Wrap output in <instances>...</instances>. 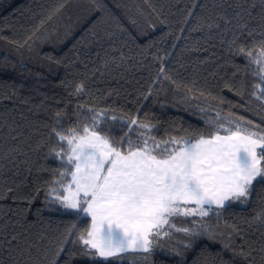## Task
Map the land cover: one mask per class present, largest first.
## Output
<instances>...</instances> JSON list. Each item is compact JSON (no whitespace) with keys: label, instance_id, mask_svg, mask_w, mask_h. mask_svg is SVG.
I'll return each instance as SVG.
<instances>
[{"label":"trees","instance_id":"obj_1","mask_svg":"<svg viewBox=\"0 0 264 264\" xmlns=\"http://www.w3.org/2000/svg\"><path fill=\"white\" fill-rule=\"evenodd\" d=\"M261 52L264 0H0V264H264V184L203 218L214 236L191 248L174 231L151 253L107 259L84 255L89 216L49 195L73 170L53 129L84 135L96 113L106 117L96 130L115 141L131 119L156 141H195L214 133L216 111L264 129Z\"/></svg>","mask_w":264,"mask_h":264},{"label":"snow or ice","instance_id":"obj_2","mask_svg":"<svg viewBox=\"0 0 264 264\" xmlns=\"http://www.w3.org/2000/svg\"><path fill=\"white\" fill-rule=\"evenodd\" d=\"M244 52L241 46L234 54ZM259 56L257 67L264 64V52ZM259 79L264 85V74ZM259 92L256 98L264 102V87ZM101 118L106 117L96 113L91 127L82 129L84 135L69 130L65 136L53 129L68 146L66 167L74 170L60 172L61 180L70 177V182L53 181L60 187L49 195L64 193L54 197L63 209L91 217L86 238L79 237L85 256L107 259L129 250L151 253L160 248L161 237L170 238L174 231L184 234L187 242H181L182 248H191L198 239L214 236L203 218L210 212L219 215V209L232 202H248L255 185L264 184V129L243 117L216 111L206 121L214 133L195 142L190 137L156 141L147 135L153 126L137 119L128 121L130 131L115 141L96 130ZM133 126L144 130L135 140ZM181 218L190 226L178 228L175 221ZM257 219L264 223V212ZM228 247L224 245L225 250ZM171 252L183 255L176 248Z\"/></svg>","mask_w":264,"mask_h":264},{"label":"rangeland","instance_id":"obj_3","mask_svg":"<svg viewBox=\"0 0 264 264\" xmlns=\"http://www.w3.org/2000/svg\"><path fill=\"white\" fill-rule=\"evenodd\" d=\"M259 59H261V57H259ZM260 70H261V72L264 74V64H261L260 65ZM196 141V140H195ZM195 141H193V142H195ZM70 182V181H69ZM90 217V216H89ZM91 218V217H90ZM91 225H92V223H91Z\"/></svg>","mask_w":264,"mask_h":264},{"label":"crops","instance_id":"obj_4","mask_svg":"<svg viewBox=\"0 0 264 264\" xmlns=\"http://www.w3.org/2000/svg\"><path fill=\"white\" fill-rule=\"evenodd\" d=\"M73 170H74V166H73ZM90 218V217H89ZM90 220H91V218H90ZM91 223H92V220H91ZM90 228H91V226H90Z\"/></svg>","mask_w":264,"mask_h":264}]
</instances>
